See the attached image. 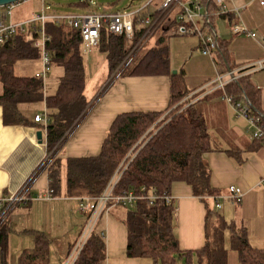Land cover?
<instances>
[{
	"label": "trees",
	"instance_id": "obj_1",
	"mask_svg": "<svg viewBox=\"0 0 264 264\" xmlns=\"http://www.w3.org/2000/svg\"><path fill=\"white\" fill-rule=\"evenodd\" d=\"M198 1L209 11L217 8L213 0ZM69 4L87 10L92 0L70 1ZM50 11L59 13V9ZM148 16L156 21L159 11L145 8L135 18V32L130 38L125 34H113L105 24L97 47L106 55L111 81L125 66L127 72L123 75L169 76L170 100L167 109L119 113L108 129L98 154L69 156L63 166L62 158L56 156V152L83 121L89 109L87 73L81 31L64 22L48 20L44 26L50 36L48 49L51 65L52 68L62 69L57 87L54 92L46 94L44 81L36 76V71L32 74L17 73L18 63L34 62L40 65L41 56L39 48L34 46L38 33L31 27L17 31L7 42L0 44V106L3 108V122L6 125H29L31 120L22 106L45 103L49 122L40 126L46 132L47 152L50 153L47 167L49 189L53 193L58 194L61 190L63 167L68 193L91 198L100 196L119 170L122 173L113 190L116 195L130 191L147 195L153 189L160 195L172 194L173 186L183 182L191 187L194 196L205 203L206 241L199 249L186 251L180 249L175 232L174 200L167 202L159 198L151 201L145 198L132 206L115 205L126 211L122 220L128 230V257H151L156 264H177L179 258H185L186 264H193L194 257L200 264H229L231 249L237 253L238 264H264V247H255L250 243L246 226L236 220L228 222L219 217L208 204L210 196L222 191L212 185L211 168L206 155L220 148L214 145L202 98L195 100L198 93L190 95L193 90L188 88L183 74H173L170 64L168 32L181 24H190L169 15L170 26H161V35L155 44L143 52L142 37L149 26L141 27L140 23ZM157 24L153 25L145 39L151 36ZM212 27L205 23L202 29L213 33ZM219 42V48L212 52L217 72L223 74L240 67H224L228 55L221 39ZM224 93L236 99L247 96L254 112L264 114L261 89L252 82L250 74L228 83ZM33 121L36 122L34 118ZM256 145L262 147L264 142L253 140L244 149L225 151L236 156ZM237 158L239 163L244 162L242 156ZM214 218H217L216 222ZM5 223L6 220L0 225L2 264H6L8 231ZM95 228L74 264H106L104 232ZM33 235L35 245L21 252L19 264H48L52 239L41 231H33Z\"/></svg>",
	"mask_w": 264,
	"mask_h": 264
},
{
	"label": "crops",
	"instance_id": "obj_2",
	"mask_svg": "<svg viewBox=\"0 0 264 264\" xmlns=\"http://www.w3.org/2000/svg\"><path fill=\"white\" fill-rule=\"evenodd\" d=\"M26 1L30 0H23L22 2ZM191 1L182 0L187 5ZM255 1L259 3V6L264 11V5L261 4V0ZM229 3L231 7L238 5L240 7L245 4V6L242 5L244 8H241L239 16L234 13L212 14L210 18L214 34L226 46L228 57L225 60L224 67H237L238 65L242 67L247 63L264 59V19L256 22L248 20L246 12L249 4L246 0H230ZM159 4L160 0H156V8L154 10L150 9V11L158 10ZM179 10L180 7L177 5L174 13H172L173 17ZM201 10L204 12L206 9L203 7ZM196 23L200 28H203L205 24L204 20L200 24L197 21ZM233 23L244 24L248 30L256 34L255 37L247 34H234L230 29ZM168 34L170 35V40L173 37L178 38L185 35L195 36L196 47L200 50V40L196 34H178L174 33V30L169 31ZM155 42L156 39L152 38L148 40L147 44L151 47ZM202 54L204 56L209 55ZM170 64L171 69L174 70L175 65L172 64L171 56ZM36 66L39 67V64L36 63ZM254 73L250 74L251 80ZM215 76L208 77L198 85H188V88L193 90L190 94L191 96L195 92L198 93L195 100L202 98L203 111L207 123L208 117L214 114L217 115L220 121L229 125L228 121L233 111L229 110L230 105L225 98L224 90L220 87L209 88L206 86ZM112 81L110 80L109 90L102 98H99L101 95L99 93L93 99H90L86 93L89 99V109L86 116L56 152V156L62 158L63 166L69 156L98 154L108 129L119 113L128 111H163L169 105L170 77L167 75H119ZM252 82L254 83L253 80ZM87 86L88 83H86V89ZM56 87L57 83L55 85L50 84V78H48L45 82V93L54 92ZM259 88L261 89V87ZM261 92L264 110V94L262 90ZM39 105L43 107L42 111H39ZM22 107H24L25 113L31 120L29 125L4 124L3 108L0 106V199L14 194L27 181L31 180L29 184V200L26 204L15 206L6 219L5 224L8 231L6 264H19L18 258L21 252L34 247L35 238L33 231H41L52 239L49 247L48 264H65L69 257L71 246L77 242L83 231L86 222L83 208L87 200L85 196L70 195L68 193L64 167L61 190L58 194L52 192L50 195L49 172L47 169L49 166L47 155L50 154L47 152L46 132L41 128V122L33 121L36 114L45 113L46 106L44 102H40L36 105L28 104ZM39 130L43 132L42 142L37 137ZM235 135H237L236 132ZM251 141L253 140L249 135L248 141H245V147ZM225 146L227 147L212 151L206 155L211 168L212 185L222 192H225L230 185L240 186L246 192V198L240 204H243L242 208L244 206L248 207L250 199L256 193L254 189L261 186L259 181L264 175V146L257 147L256 145L253 149L236 156H232L225 151L232 149V147L229 145ZM233 148L244 149L236 145ZM251 152L257 154H253L251 158L245 157V154ZM241 156L244 159L243 163H239L237 158H241ZM172 196L176 203L174 221L180 249L183 251L199 249L206 241L205 221L207 208L205 203L199 197L194 196L191 187L183 182L176 183L173 186ZM207 200L208 204L209 201H213L210 197ZM229 203L232 205V202ZM209 206L211 205L209 204ZM230 210H232V207H230ZM125 214V209L119 206H112L104 211L97 222V225L100 224V231H103L105 236L106 264H156L151 257L131 258L127 256L128 230L122 220ZM217 214L225 219V216L221 213ZM216 219L214 218L213 221L216 222ZM18 239L20 240L18 241ZM230 257L231 250H229V263ZM180 261L186 264L185 258H179L177 264ZM192 263L200 264L196 257L193 258ZM0 264H2L1 247Z\"/></svg>",
	"mask_w": 264,
	"mask_h": 264
},
{
	"label": "built area",
	"instance_id": "obj_3",
	"mask_svg": "<svg viewBox=\"0 0 264 264\" xmlns=\"http://www.w3.org/2000/svg\"><path fill=\"white\" fill-rule=\"evenodd\" d=\"M23 1V0H22ZM154 1V0H152ZM149 2L146 6L137 10L128 11H116V12H99V11H88L84 13H57L49 12L46 10L45 4L43 3L42 10L37 13H33L31 18L23 21H16L14 19V11L21 1L13 2L7 5H0V44L7 42L12 35L17 31L25 30L27 27H31L32 30L38 33L37 39L34 41V46L40 50V66L41 69L36 71V76L41 78L45 82L49 77L51 65V55L48 49V42L50 41V36L45 32L44 24L48 20L55 21L57 23L64 22L69 26L77 28L81 31L83 37V46L87 49L92 47H97L100 40V33L102 27L106 24L108 29L113 34H125L127 37L133 36L135 32V18L152 3ZM217 6L215 10L209 11L206 9L202 12L203 6L198 0H192L189 5L182 2V0H160L158 7L159 15L162 12L170 11L174 12L177 5H179L180 10L176 13L174 17L176 19L188 22L190 26H185L181 24L177 29H174V33L185 34L193 33L199 37L200 49L202 53L209 54L212 56V52L219 48L220 42L216 34L204 31L202 27L197 26L196 19L200 18L205 21V23L211 25V15L212 14H230L234 13L239 16L241 8L239 6H230V0H213ZM261 4L264 5V0H261ZM159 18V16H158ZM152 17L148 16L144 22L140 23L141 27L149 26L148 30L142 37L145 39L153 25L158 21ZM234 34H247L255 37V33L248 30L244 24L233 23L230 27ZM264 69V59L257 60L255 62H250L243 65L240 68L230 70L226 73L217 72L216 77L208 83L206 86L220 87L224 90L225 86L233 81H237L239 78L251 74L256 71ZM197 93V92H195ZM225 98L232 108L233 114L236 117L244 118L247 124V131L252 140H260L264 142V114L260 111L254 112L250 99L244 96L241 99H236L231 95H226ZM36 122H41L47 125L49 122V117L46 112L43 114H36L34 117ZM49 153V152H48ZM50 154V153H49ZM50 155H47V161ZM122 171H117L109 182L107 188L104 192L96 197H85L86 204L83 208L86 215V222L81 232L80 237L77 242L73 245L69 257L65 264H74L83 249L84 244L89 238L91 232L96 227L97 222L104 211L108 210L110 207L117 204L123 206H132L136 204L138 200L150 199L156 200L159 198H164L167 202L174 200L172 194L160 195L156 189H153L152 193L145 195L144 193H137L134 191L124 192L123 194H114L113 190L120 178ZM27 181L18 193L6 196L0 199V225L9 216L13 208L19 204L26 203L29 200V184ZM259 185L264 186V175L259 181ZM142 192L145 191L144 188L141 189ZM52 191H50V195ZM245 190L238 185H230L225 192H220L218 194L210 196L214 201L217 209L222 208V201L231 200L235 203H241L245 197Z\"/></svg>",
	"mask_w": 264,
	"mask_h": 264
},
{
	"label": "rangeland",
	"instance_id": "obj_4",
	"mask_svg": "<svg viewBox=\"0 0 264 264\" xmlns=\"http://www.w3.org/2000/svg\"><path fill=\"white\" fill-rule=\"evenodd\" d=\"M45 4L46 10L50 11L53 9H59V12L62 14L66 13H84L88 12L83 8L72 7L69 2L76 0H30L26 2H21L15 8L14 19L16 21H23L31 18L33 13L40 12ZM152 0H92V5L90 7L91 11L99 12H116V11H128V10H137L146 6ZM248 1V11L246 12L247 18L250 22H256L260 19H264L263 8L259 6V3L255 0H246ZM156 0L148 6L149 9L154 10ZM250 2V3H249ZM245 6V4H242ZM240 7H243V6ZM239 6V5H238ZM174 13V12H173ZM172 13L170 11L162 12L158 18V24L154 28L151 36L147 39L142 40L143 52L149 47V39H157L161 35V26L169 27L170 22L168 21L169 15ZM176 14V13H175ZM198 24L202 23V19H196ZM173 28L171 29V31ZM257 31V30H256ZM258 33V32H257ZM142 44V45H143ZM170 45V56L172 64L175 65L174 70H177V73H182L185 83L187 86L198 85L204 82L208 77H214L216 74V66L214 60L211 56H204L201 49H197V41L195 36L185 35L183 37H173L169 40ZM82 54L84 58V65L87 73V89L86 93L93 99L101 91L103 93L99 98H102L110 87V80L112 76L109 75L108 64L106 60V55L99 50L98 47H92L90 50L85 46H82ZM126 67V66H125ZM121 68L120 71L116 74L117 78L119 75L126 73V68ZM39 65L36 66L34 62H20L16 66L17 73L20 74H32L35 71L41 69ZM125 69V70H124ZM184 69V71H183ZM184 72V73H183ZM62 74V69L59 67L51 68L49 77L50 84H56L58 78ZM216 77V76H215ZM114 78V79H115ZM48 80V79H47ZM252 80L256 85L261 87V90L264 94V69L258 72H255L252 75ZM113 82V81H112ZM2 92V85L0 83V93ZM39 104V103H36ZM34 104V105H36ZM264 105V102H263ZM39 111H42L43 107L39 105ZM23 111L24 107L22 108ZM229 110H232L231 107ZM26 112V111H25ZM229 125H226L223 121H220L217 118V115H212L208 117L209 128L214 139V145L217 148L239 146L244 148L245 141L249 139V133L247 132L248 122L242 117H236L233 112L229 118ZM237 135H235V132ZM254 152L245 154V157L251 158ZM255 190V195L250 199L248 207H243L240 203H235L231 200L222 201V209H217L213 201H209L210 207L216 213H221L225 216V220L231 222L237 220L239 223L246 226L248 230V236L250 243L259 248L264 247V186L257 187ZM19 190L15 193H18ZM14 193V194H15ZM246 198V195L245 197ZM232 202V205L229 202ZM25 204V203H23ZM232 207V210H230ZM227 211V212H226ZM230 211V212H229ZM228 219V220H227ZM3 224V222L1 223ZM100 224H98L95 230L100 231ZM17 238V237H16ZM29 238V237H28ZM20 239H18L19 241ZM58 243V241H56ZM56 243V244H57ZM228 243V242H227ZM16 246L15 244H13ZM230 247L229 243L227 244ZM231 250V249H230ZM179 264H184L183 261H180ZM229 264H238L236 257V252L231 250V257Z\"/></svg>",
	"mask_w": 264,
	"mask_h": 264
},
{
	"label": "water",
	"instance_id": "obj_5",
	"mask_svg": "<svg viewBox=\"0 0 264 264\" xmlns=\"http://www.w3.org/2000/svg\"><path fill=\"white\" fill-rule=\"evenodd\" d=\"M18 1H21V0H0V5H7V4H10L13 2H18ZM176 73H177V70H173V74H176ZM37 137H38L39 141L42 142V140H43L42 130H39L37 132Z\"/></svg>",
	"mask_w": 264,
	"mask_h": 264
}]
</instances>
